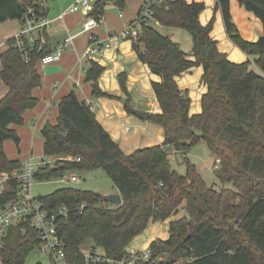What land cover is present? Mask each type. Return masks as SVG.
Here are the masks:
<instances>
[{"label":"trees","instance_id":"16d2710c","mask_svg":"<svg viewBox=\"0 0 264 264\" xmlns=\"http://www.w3.org/2000/svg\"><path fill=\"white\" fill-rule=\"evenodd\" d=\"M237 1L264 25V0ZM230 2L218 0L216 8L222 12L231 41L250 57L245 63L231 62L219 50L211 36L213 22L200 23L204 3L166 0L154 13L161 27L190 33L192 54L152 25L143 26L139 39L133 40L139 60L162 78L153 83L161 111L149 120L164 129L163 145L127 155L97 121L92 106L74 91L61 100L57 123H47L42 129L45 158L73 156L81 161L44 164L36 180L103 168L123 199L117 205L100 193L73 187L37 198L50 211L66 208V215L58 221L66 264H106L86 261L82 250L89 243L94 255L124 259L128 246L151 222L166 221H170L169 238L151 243L153 262L138 264H264V34L255 43L244 40L233 21ZM110 3L124 9L127 0H98L94 16L105 14ZM30 8L36 15H46L38 0H0V23L9 19L22 22ZM44 36L45 44L25 42L24 48L11 38L1 55L0 79L8 93L0 100V175L12 174L22 165L20 160L8 158L5 143L20 146L21 138L12 126L23 125L26 112L39 103L33 96L42 85L38 65L53 53L52 37L47 32ZM200 66L207 93L202 98V112L191 116L190 92L180 89L176 78ZM103 72L102 66L92 62L86 81L91 82L94 98H114L99 86ZM119 80L128 95L126 74ZM130 102L128 96L126 108L131 114ZM195 131H202L203 137ZM57 134L65 136L64 142L55 139ZM201 140L221 160L219 181L231 188L217 191L208 187L189 159L185 175L173 169L170 153H186ZM18 187L17 180L8 181L0 193V208L18 198ZM180 211L185 214L175 218ZM39 245L37 231L28 222L18 225L0 250L2 264H26ZM49 264L56 262L51 258Z\"/></svg>","mask_w":264,"mask_h":264},{"label":"crops","instance_id":"0c3cea01","mask_svg":"<svg viewBox=\"0 0 264 264\" xmlns=\"http://www.w3.org/2000/svg\"><path fill=\"white\" fill-rule=\"evenodd\" d=\"M188 2H199L206 5V9L200 15V23L203 26H207L210 22H213L211 36L218 42L219 50L226 54L231 62L241 64L249 61L250 57L229 38L222 12L216 8L218 0H188ZM230 10L233 21L242 38L248 42H257L264 34L262 21L254 13L242 7L237 0H231ZM63 14H65L64 17L60 19ZM63 14H56V16L50 17L51 10L46 7V17L52 21V25L47 32L50 37L53 38L54 36L68 33L76 35L81 32L83 16L81 14H71L68 10ZM123 25L124 23L119 17H110L109 20L106 19L105 23L95 29L94 33L99 41L112 38L111 47L84 64L86 69L90 68L92 62L98 63L104 68V72L99 79V86L103 92L114 98L93 97L91 82L86 81L87 73L78 64V57L86 45L84 36L77 37L74 43L64 52L61 60L55 64L61 67L60 72L46 74V66L38 65V70L42 77V85L33 91V96L38 99L39 103L35 109L26 112L23 125L12 126V129L17 131L21 137V145L24 149L29 144V141L30 143H35L37 134L39 131L41 133L47 123L52 125L57 123L60 115L59 104L72 91L76 93L80 100H84L92 106L97 121L109 132L112 139L119 144L122 151L127 155L138 149L164 144V129L151 122L149 118L144 120L134 113V110L148 112L150 116L160 113L161 109L153 89V83H160L162 78L154 74L148 65L139 60L137 53L133 49L132 40H120L110 36V34L120 30ZM117 26L120 28L116 29ZM158 26L161 27L160 25ZM161 28L164 31L163 34L170 36L179 43L187 54H192L193 40L190 44L188 42V48H184L183 44L185 43L182 41L184 34L179 32V29ZM20 30L21 22L17 19H9L0 23V71L2 70L1 55L8 49L7 42L9 39L15 38ZM190 59L193 60L192 57ZM121 74H126L127 76L128 95L124 94L122 90L119 80ZM203 74L204 69L200 66L194 67L190 73H184L176 78L180 89L189 90L190 92L192 99L191 116L202 112V98L207 93V86L201 82ZM7 93L8 88L0 79V100ZM128 96L133 109L131 114L128 113L126 108ZM7 145L8 143L6 142L5 150ZM27 156H21V160H19L22 162L27 159ZM11 159L13 160V158ZM112 194L120 193L117 190V192ZM158 224V222H151L144 232L146 234L143 233L137 237L138 241H141L142 246H150L160 236ZM169 236L164 239H168Z\"/></svg>","mask_w":264,"mask_h":264},{"label":"built area","instance_id":"2783aa9c","mask_svg":"<svg viewBox=\"0 0 264 264\" xmlns=\"http://www.w3.org/2000/svg\"><path fill=\"white\" fill-rule=\"evenodd\" d=\"M43 6L46 14L45 1L38 0ZM98 0H74L69 7L68 12L71 14H81L83 16L82 29L79 34H67V37L53 49V53L46 56L42 61V66L55 65L58 63L64 52L74 43L77 37L84 36L86 45L82 53L78 57V64L83 67L84 72L87 73L85 62L92 60L97 55L101 54L105 49L111 47V39L99 41L94 30L106 22L105 14H99L98 17L94 16L95 4ZM166 0H143L138 10L137 17L134 20L125 22L123 27L110 34L113 38L120 40H137L141 35L143 26H151L156 22L154 13L155 9L165 4ZM43 12V11H42ZM65 14L60 16V19ZM121 20H125V14L119 15ZM52 25L46 15L43 13L36 15L32 8H30L24 19L21 22V30L15 37L17 45L24 48V43L35 42L46 43L44 32H48ZM71 161H81V158H71ZM48 159L43 158L40 162L36 161L33 157H29L22 161L21 168L14 171L12 174L2 173L0 175V193L4 192L7 188V183L10 179L19 182L18 198L4 207L0 208V250L5 244V240L10 231L23 223H29L38 234L40 245L37 250L48 257L54 259L56 264H66L65 258V241L62 237L58 221L59 218L66 215V208L59 210H48L44 207L37 198L32 195L33 183L36 180V175L41 166L48 164ZM221 167V160L217 159L214 170H219ZM71 182H77L79 179L75 175L69 176ZM64 181H67L64 180ZM83 208V207H82ZM128 255L121 260H114L107 258L101 254H92L91 252L82 250V255L86 261L92 263H106V264H138V263H151L153 262V252L149 247L146 250L140 248L132 249L127 252ZM157 264H161L156 261ZM0 264L2 259L0 256Z\"/></svg>","mask_w":264,"mask_h":264},{"label":"rangeland","instance_id":"374dc122","mask_svg":"<svg viewBox=\"0 0 264 264\" xmlns=\"http://www.w3.org/2000/svg\"><path fill=\"white\" fill-rule=\"evenodd\" d=\"M73 3V0H46L45 7H48L51 10V16H56V14H63L68 9L69 6ZM142 0H129L126 4L124 9H120L116 7L114 4L110 3L109 6L105 10V18L107 20L110 17L118 18L121 13L125 14V20H122L123 23L129 22L134 20L137 17L138 10ZM158 22L152 24L153 27L157 28L159 31H162V28L158 26ZM120 28V27H119ZM118 26L116 29H119ZM119 31V30H117ZM169 32V31H168ZM179 32L184 34V39L182 41L185 43L183 44L184 48H188L189 44L192 43V37L190 33L186 30L179 29ZM171 33V32H169ZM187 43V46H186ZM21 138V137H20ZM7 148L5 150L9 159L13 158V160H21V156L28 155L27 158L33 157L37 162L41 161L44 155V139L41 135L40 131L37 134V138L35 143H30L24 149L22 147V139L21 144L18 147L13 141L7 142ZM171 158V165L174 170H176L179 174L185 175L186 174V159L194 164L197 168V171L202 176L203 180L207 184L208 187H212L213 189L219 191L222 189L231 188V184H222L217 176L218 170H214L216 157L211 153L209 147L205 140H201L197 145L190 148L186 153H179L172 151L170 153ZM11 157V158H10ZM73 156H62L60 158H50L48 162L50 165H54L56 162L55 160H62V161H71ZM23 159V157H22ZM12 160V159H11ZM75 175L78 177L77 182H71L68 177ZM67 181H64L66 180ZM65 187H73L80 190L85 191H94L97 193L104 195H109L112 193L117 192V187L107 175L103 168H96L92 170H75L72 172L67 173L65 176L60 178H55L47 181H40L35 180L32 187V195L35 198L44 197L47 195L53 194L55 191L65 188ZM184 211H180L175 218L182 217L184 215ZM169 222H158L157 225L159 227L160 236L158 238L162 240L169 236ZM146 234V233H144ZM156 238V239H158ZM155 239V240H156ZM136 237L134 241L128 246L127 252H131L132 249L140 248L141 250H146L149 246H142L141 241ZM91 243L87 245L84 249L88 252L91 250ZM49 264V258L42 255L39 250L33 252L26 260V264Z\"/></svg>","mask_w":264,"mask_h":264},{"label":"water","instance_id":"95a60500","mask_svg":"<svg viewBox=\"0 0 264 264\" xmlns=\"http://www.w3.org/2000/svg\"><path fill=\"white\" fill-rule=\"evenodd\" d=\"M67 37V34H63V35H58V36H54L52 38V45H53V49H56V47ZM61 71V67L56 66V65H47L45 67V72L46 74H52V73H56V72H60ZM134 113L140 117L141 119L147 120L150 116V114L148 112H143V111H139V110H134ZM196 136L198 137H203L204 133L202 131H195ZM55 139L62 143L65 140V136L63 134H57L55 136ZM104 200L109 201L111 203L120 205L123 202L122 199V195L121 194H109V195H104Z\"/></svg>","mask_w":264,"mask_h":264}]
</instances>
